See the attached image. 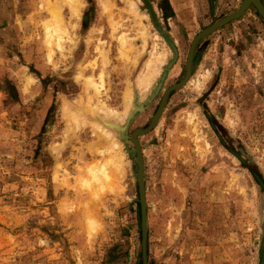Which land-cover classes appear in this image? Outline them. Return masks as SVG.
<instances>
[{
	"label": "rangeland",
	"instance_id": "374dc122",
	"mask_svg": "<svg viewBox=\"0 0 264 264\" xmlns=\"http://www.w3.org/2000/svg\"><path fill=\"white\" fill-rule=\"evenodd\" d=\"M242 2L0 0V264H143L132 134ZM193 68L138 137L148 264H262L256 7L202 38Z\"/></svg>",
	"mask_w": 264,
	"mask_h": 264
},
{
	"label": "water",
	"instance_id": "95a60500",
	"mask_svg": "<svg viewBox=\"0 0 264 264\" xmlns=\"http://www.w3.org/2000/svg\"><path fill=\"white\" fill-rule=\"evenodd\" d=\"M251 5L256 7L258 13L261 15V17L264 19V2L263 0H243L241 7L239 10L234 13L233 15H230L221 21L217 22L215 25H212L210 27L205 28L201 33H199L189 51V57H188V62H187V72L186 76L184 79L170 88L166 90L164 93L163 99L161 101V104L159 106L158 111L156 112L154 118L152 119L150 125L147 128L144 129H137L133 132L132 134V142L134 143L136 147V153L134 151L129 150L130 153L135 154V158L137 160V177H138V184H139V193H140V204H141V232H142V250H143V264H148V206H147V200H146V186H145V178H144V158H143V152H142V147L139 143L138 137L140 135H144L152 131L156 125L158 124L160 117L164 111V108L166 106L168 97L170 93L188 83L190 80L192 73H193V56H194V51L195 48L198 44V42L204 38L205 36L209 35L210 33L218 30L219 28L223 27L230 21L239 18ZM163 80V79H162ZM161 84V85H160ZM162 86V82L159 83L158 89L154 92L155 94L158 93ZM154 94V95H155ZM153 95V96H154ZM150 100V99H149ZM148 100V101H149ZM138 110H141L142 107L137 108ZM123 133V137L126 138L125 130H121ZM128 142V140L126 139ZM262 264H264V257Z\"/></svg>",
	"mask_w": 264,
	"mask_h": 264
},
{
	"label": "trees",
	"instance_id": "16d2710c",
	"mask_svg": "<svg viewBox=\"0 0 264 264\" xmlns=\"http://www.w3.org/2000/svg\"><path fill=\"white\" fill-rule=\"evenodd\" d=\"M33 72L38 74L37 71H33ZM7 90L9 91L11 97L14 100H17L18 99V91H17L16 87L13 84L9 83Z\"/></svg>",
	"mask_w": 264,
	"mask_h": 264
},
{
	"label": "bare ground",
	"instance_id": "6f19581e",
	"mask_svg": "<svg viewBox=\"0 0 264 264\" xmlns=\"http://www.w3.org/2000/svg\"><path fill=\"white\" fill-rule=\"evenodd\" d=\"M161 85V84H160Z\"/></svg>",
	"mask_w": 264,
	"mask_h": 264
}]
</instances>
